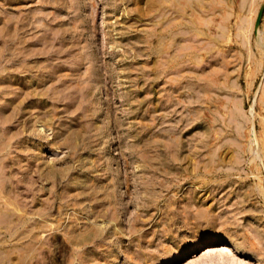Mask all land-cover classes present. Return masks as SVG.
<instances>
[{"label": "rangeland", "instance_id": "374dc122", "mask_svg": "<svg viewBox=\"0 0 264 264\" xmlns=\"http://www.w3.org/2000/svg\"><path fill=\"white\" fill-rule=\"evenodd\" d=\"M0 264H264V0H0Z\"/></svg>", "mask_w": 264, "mask_h": 264}, {"label": "bare ground", "instance_id": "6f19581e", "mask_svg": "<svg viewBox=\"0 0 264 264\" xmlns=\"http://www.w3.org/2000/svg\"><path fill=\"white\" fill-rule=\"evenodd\" d=\"M248 4H249V3H248ZM227 15H229V14H227ZM227 15H226V16H227ZM204 25H205V24H204ZM218 26H219V24H218ZM216 27H217V26H216ZM222 28H223V27H222ZM223 29H224V28H223ZM220 30H222V29H220Z\"/></svg>", "mask_w": 264, "mask_h": 264}]
</instances>
